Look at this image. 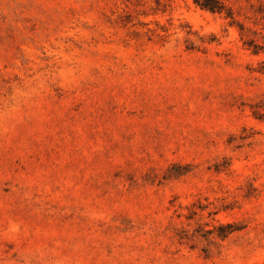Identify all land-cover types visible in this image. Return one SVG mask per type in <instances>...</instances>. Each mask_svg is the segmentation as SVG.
<instances>
[{"label": "rangeland", "instance_id": "rangeland-1", "mask_svg": "<svg viewBox=\"0 0 264 264\" xmlns=\"http://www.w3.org/2000/svg\"><path fill=\"white\" fill-rule=\"evenodd\" d=\"M0 0V264H264V0Z\"/></svg>", "mask_w": 264, "mask_h": 264}, {"label": "trees", "instance_id": "trees-1", "mask_svg": "<svg viewBox=\"0 0 264 264\" xmlns=\"http://www.w3.org/2000/svg\"><path fill=\"white\" fill-rule=\"evenodd\" d=\"M194 2L212 12L226 13L228 16H231L232 12L223 0H194Z\"/></svg>", "mask_w": 264, "mask_h": 264}]
</instances>
